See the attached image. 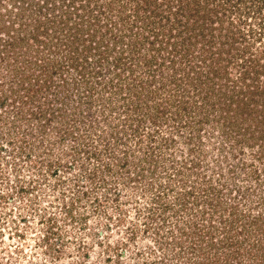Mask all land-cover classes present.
I'll list each match as a JSON object with an SVG mask.
<instances>
[{
    "label": "rangeland",
    "instance_id": "1",
    "mask_svg": "<svg viewBox=\"0 0 264 264\" xmlns=\"http://www.w3.org/2000/svg\"><path fill=\"white\" fill-rule=\"evenodd\" d=\"M66 1L0 46V264H264V0Z\"/></svg>",
    "mask_w": 264,
    "mask_h": 264
},
{
    "label": "trees",
    "instance_id": "2",
    "mask_svg": "<svg viewBox=\"0 0 264 264\" xmlns=\"http://www.w3.org/2000/svg\"><path fill=\"white\" fill-rule=\"evenodd\" d=\"M11 1V5L12 7H9V8H6L5 7V10L7 12V20H4L3 18V15H1V22H0V31H1V34L3 37H1L0 35V46L2 45L3 48L6 50L8 46H11L12 43H16V41L19 39V38H15V37H12L14 35V33H19V27L21 28V30H24V29H29L30 32H31V37H32V40L34 41V45H39L40 44V41H44V36L45 38H49V28H53L55 30H51L53 36H55V46H60V47H64L66 45V43H69V44H73L74 41H77V42H80L83 49H85V43H89V41L85 40L86 38H88L89 36H86L84 39L82 38L83 36L80 35V28H79V24L78 23H74V28H72L73 26L69 27V21H71V17L73 16V18H76V16H78L79 18H77V20L79 19V21H82L83 20V17H84V14H79L77 13V11L70 5H68V7H65L64 5V1L68 4L69 2H67L66 0H61V6L60 5H55V1L54 0H51V2L53 3V5H51L48 1L49 0H45V2H42V4L39 5V3H36L34 5V7H32V1L33 0H10ZM27 1V6L26 8L24 6H20L22 2H26ZM181 3V2H180ZM34 4V3H33ZM45 4V9L47 12L49 13H45V19L44 20H40V15L39 13L40 12H43L42 10V6ZM16 6H19V10L17 11L18 14H15V17L12 18L11 16V13L12 11H15V10H12L11 11V8L13 7H16ZM38 6V10H37V7ZM67 6V5H66ZM26 10H28V12H26ZM57 10H59V21H55L53 23V16L50 15V12H57ZM38 17V18H37ZM58 22V23H57ZM56 23V25H54ZM73 29V35H74V38H73V41L72 40H66L65 37L67 38V36L65 35H69L70 32H66L67 31H70ZM80 29V30H79ZM60 34H65L63 37L62 36H59ZM26 35V34H25ZM70 36V35H69ZM24 38H26L24 36ZM24 38L21 40V42L24 40ZM53 38L54 37H51V41L53 42ZM64 39V40H63ZM147 39V38H146ZM69 41V42H68ZM87 41V42H86ZM21 44H24V43H21ZM33 45V46H34ZM59 47V48H60ZM84 53H87L85 50L84 51H81L79 54H66L67 56V59L70 63V66L72 67H75L76 69H78L79 67V64H76L77 62H79L80 60V57L84 58V59H87L86 58V54ZM213 54V53H212ZM220 55L217 54V57L216 58H220ZM12 57L17 60L18 58L16 56H13ZM66 58H64V60H67ZM211 60H213V62L216 61L215 58H212ZM40 63V64H39ZM36 62V67L34 70L33 69V66L31 65V70L34 72V73H31L30 76L32 75H35L37 70L40 69V70H43L45 69V79L44 81H42L41 85L39 86V81L37 80L35 82V80L31 83L30 81V77L28 76L25 80H24V76H22V72L20 74V84L22 83V86L21 87H24L26 86V93L28 95L31 94H34V93H38L40 92L42 89L46 90L49 88V86H47L48 84V80L51 81V74L48 72V70H46V68L48 67L47 66V63H45L43 60L42 62ZM4 64L6 65V67L9 68L10 72L13 73L15 71H17L18 67L17 65L15 64V66H13L11 64V62H4ZM218 66L216 68L217 70V73L221 72L222 69V66L220 65V63H217ZM46 67V68H44ZM210 68V72H213L215 71L214 68L210 65L209 66ZM60 70V69H59ZM17 73V72H16ZM17 77V76H15ZM36 77V76H35ZM25 81H28L27 83H25ZM27 84V85H25ZM57 87V86H55ZM256 93H259L261 96L262 94L264 93V88L261 92L259 91H256L254 92V94ZM250 94V93H249ZM252 95H254L253 93H251ZM264 97V96H262ZM206 99V98H204ZM264 100V98H263ZM242 101V100H241ZM247 104V103H245ZM251 104V103H250ZM253 104H255V102H253ZM237 111H240L243 107L246 109L245 111L246 112H252L253 110H255V106H250L249 107H245L244 106V103L241 102L240 104V101H237ZM209 107V106H208ZM213 107V105L211 106ZM264 106L262 105V108ZM214 108V107H213ZM233 109V107L231 105L228 106L227 109ZM42 109V105L41 107L39 106L38 107V110L41 111ZM39 111V113H40ZM213 111V110H212ZM235 111V109L233 110ZM264 117V115H263Z\"/></svg>",
    "mask_w": 264,
    "mask_h": 264
}]
</instances>
